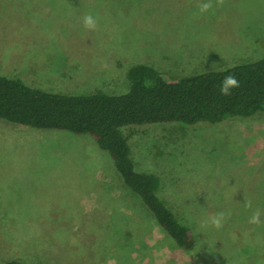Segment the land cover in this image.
Instances as JSON below:
<instances>
[{
  "label": "rangeland",
  "instance_id": "1",
  "mask_svg": "<svg viewBox=\"0 0 264 264\" xmlns=\"http://www.w3.org/2000/svg\"><path fill=\"white\" fill-rule=\"evenodd\" d=\"M203 2L0 0V74L51 92L122 93L133 65L178 78L264 56V0H224L201 15ZM89 13L95 30L84 27ZM122 129L136 169L158 176L196 247L173 245L91 135L0 119V160L34 162L0 174V262L264 264V226L249 223L256 210L264 223V108ZM217 213L220 228L207 224Z\"/></svg>",
  "mask_w": 264,
  "mask_h": 264
},
{
  "label": "trees",
  "instance_id": "2",
  "mask_svg": "<svg viewBox=\"0 0 264 264\" xmlns=\"http://www.w3.org/2000/svg\"><path fill=\"white\" fill-rule=\"evenodd\" d=\"M228 74L236 76L240 87L226 97L220 94L219 86ZM128 78L130 86L122 93L69 94L45 91L20 78L0 74V119L39 129L91 135L113 159L124 184L151 210L173 245L193 250L197 241L191 228L160 197L158 176L136 169L122 128L164 122L216 123L263 109L264 56L178 78L137 64L129 68ZM0 264L27 263L13 258Z\"/></svg>",
  "mask_w": 264,
  "mask_h": 264
},
{
  "label": "clouds",
  "instance_id": "3",
  "mask_svg": "<svg viewBox=\"0 0 264 264\" xmlns=\"http://www.w3.org/2000/svg\"><path fill=\"white\" fill-rule=\"evenodd\" d=\"M223 3L224 0H215V4L213 3V0H206V2L200 3L198 5V13L203 15L204 13H208L209 11L214 10L215 7L223 5ZM83 24L85 28L89 30H95L97 28L98 20L94 15L89 13L83 17ZM239 87H240V81L236 78V76L233 74H228L221 80L219 86V92L223 96L227 97L232 94L233 89ZM246 207H251V204L246 203ZM223 220H224V214L217 213L209 217L207 224H210L215 228H220L222 227ZM249 223L257 224V225L262 223L261 214L259 210H256L252 214V216L249 218ZM207 224L205 226H207Z\"/></svg>",
  "mask_w": 264,
  "mask_h": 264
},
{
  "label": "crops",
  "instance_id": "4",
  "mask_svg": "<svg viewBox=\"0 0 264 264\" xmlns=\"http://www.w3.org/2000/svg\"><path fill=\"white\" fill-rule=\"evenodd\" d=\"M12 54V57L10 59L12 60H15L16 61V57L18 58V55L12 51L11 52ZM19 59H17L18 61ZM16 61V62H17ZM2 75V74H1ZM6 76V75H5ZM10 77V76H8ZM17 78H20V77H17ZM17 124V123H16ZM40 162L43 163V161L39 160ZM34 162L31 161V160H18V159H2L0 160V174H16L18 173L19 171H16V170H12V168H21V169H24V168H31V167H34L32 164ZM44 164V163H43ZM46 166H49L48 164H44ZM32 172H33V169H32ZM6 214H10V212H4ZM47 213V212H46ZM25 214H42V212H37L36 210L34 211H29V212H26Z\"/></svg>",
  "mask_w": 264,
  "mask_h": 264
}]
</instances>
